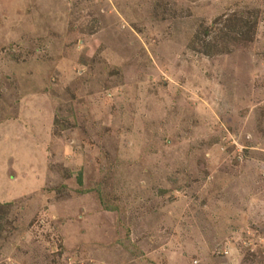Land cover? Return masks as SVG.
Masks as SVG:
<instances>
[{
	"label": "rangeland",
	"instance_id": "rangeland-1",
	"mask_svg": "<svg viewBox=\"0 0 264 264\" xmlns=\"http://www.w3.org/2000/svg\"><path fill=\"white\" fill-rule=\"evenodd\" d=\"M0 264H264V0H0Z\"/></svg>",
	"mask_w": 264,
	"mask_h": 264
},
{
	"label": "trees",
	"instance_id": "trees-1",
	"mask_svg": "<svg viewBox=\"0 0 264 264\" xmlns=\"http://www.w3.org/2000/svg\"><path fill=\"white\" fill-rule=\"evenodd\" d=\"M80 182V181H79Z\"/></svg>",
	"mask_w": 264,
	"mask_h": 264
}]
</instances>
